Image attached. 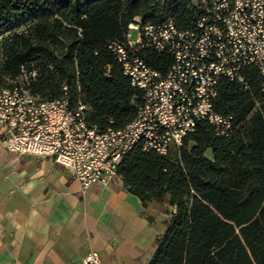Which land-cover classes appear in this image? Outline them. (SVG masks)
Segmentation results:
<instances>
[{
  "label": "trees",
  "instance_id": "16d2710c",
  "mask_svg": "<svg viewBox=\"0 0 264 264\" xmlns=\"http://www.w3.org/2000/svg\"><path fill=\"white\" fill-rule=\"evenodd\" d=\"M184 1L0 0V89L36 72L30 92L41 100L66 94L86 104L87 121L118 130L133 120L140 92L108 50L134 16L156 21L164 12L179 25L192 17ZM28 20L21 31L8 27ZM152 68L164 71L171 57L144 51ZM245 84L221 79L214 110L231 116L228 138L200 123L177 149L178 160L139 146L117 167L126 190L142 204L174 209L148 264H264V92L255 67Z\"/></svg>",
  "mask_w": 264,
  "mask_h": 264
},
{
  "label": "built area",
  "instance_id": "2783aa9c",
  "mask_svg": "<svg viewBox=\"0 0 264 264\" xmlns=\"http://www.w3.org/2000/svg\"><path fill=\"white\" fill-rule=\"evenodd\" d=\"M185 3L192 17L184 26L164 12L156 21L134 16L122 37L108 43L123 75L141 95L132 121L118 130H101L87 121L86 104H70L66 88L58 100L34 96L29 81L36 72L22 68L12 86L0 89L2 147L17 156L51 159L84 192L120 180L117 167L136 146L166 156L200 123L218 137H230L236 128L233 118L216 112L213 101L221 79L244 85L242 73L250 67L262 77L264 92V0ZM147 50L170 56L169 67L149 66L140 56ZM82 264L104 263L91 251Z\"/></svg>",
  "mask_w": 264,
  "mask_h": 264
},
{
  "label": "crops",
  "instance_id": "0c3cea01",
  "mask_svg": "<svg viewBox=\"0 0 264 264\" xmlns=\"http://www.w3.org/2000/svg\"><path fill=\"white\" fill-rule=\"evenodd\" d=\"M173 212L144 206L121 180L82 192L51 159L0 144V264H82L91 251L104 264H148Z\"/></svg>",
  "mask_w": 264,
  "mask_h": 264
},
{
  "label": "rangeland",
  "instance_id": "374dc122",
  "mask_svg": "<svg viewBox=\"0 0 264 264\" xmlns=\"http://www.w3.org/2000/svg\"><path fill=\"white\" fill-rule=\"evenodd\" d=\"M29 24H30V22L28 20H23L21 22H18L16 24H13V25L9 26L8 30L9 31H21V30L25 29ZM132 35L134 36L135 32H132ZM169 158L172 161H177L178 160L179 156H178L177 149H175V148L171 149Z\"/></svg>",
  "mask_w": 264,
  "mask_h": 264
}]
</instances>
